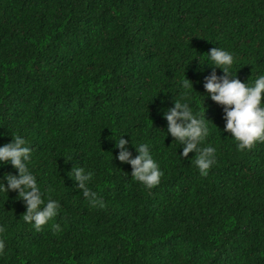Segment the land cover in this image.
Segmentation results:
<instances>
[{
    "label": "trees",
    "instance_id": "1",
    "mask_svg": "<svg viewBox=\"0 0 264 264\" xmlns=\"http://www.w3.org/2000/svg\"><path fill=\"white\" fill-rule=\"evenodd\" d=\"M213 47L233 55V78L264 76V0H0V146L23 137L45 205H60L37 231L0 190V264H264V143L239 151L224 131L204 88ZM177 100L206 112V177L167 132ZM120 138L132 158L149 146L158 186L132 178ZM73 167L93 173L103 208ZM9 173L0 163V185Z\"/></svg>",
    "mask_w": 264,
    "mask_h": 264
},
{
    "label": "clouds",
    "instance_id": "2",
    "mask_svg": "<svg viewBox=\"0 0 264 264\" xmlns=\"http://www.w3.org/2000/svg\"><path fill=\"white\" fill-rule=\"evenodd\" d=\"M205 55L215 66L212 67V74L205 77L204 88L211 100L223 107L226 120L224 131L231 134L237 142L239 151L251 150L257 143H264V76H260L253 86H249L230 74L229 69L234 63V57L228 51L213 47ZM216 68L222 69L224 75L217 76ZM183 87L193 88L192 82L186 77L183 80ZM164 116L167 120V132L173 140H178L184 145L182 156L187 158L189 153L195 152V165L200 175L206 177L215 164L216 151L210 146L200 147L209 134L205 122L206 112L201 111L199 116L194 115L188 103L177 100L174 107L168 109ZM128 143L129 141L123 138L116 142V147L120 149L119 161L131 165V176L135 181L149 189L158 186L163 172L151 156L149 146L140 144L136 148L139 154L132 158V154L126 148ZM31 151V148L26 146L25 139L18 135L12 137L10 143L0 146V163H10L18 171V175L6 174L7 186L0 185V190L18 192V197L26 204L23 220L28 223L34 221L35 229L40 231L49 220L58 215L60 205L51 199L45 205L36 177L28 167ZM71 172L84 197L88 198L93 206L99 205L103 208L105 206L103 200L87 186L93 178V173L86 172L82 167H73ZM42 205L45 206L41 207ZM60 230L58 224L53 225V232ZM4 231V227L0 226V233ZM4 248L5 242L0 239V253H3Z\"/></svg>",
    "mask_w": 264,
    "mask_h": 264
}]
</instances>
